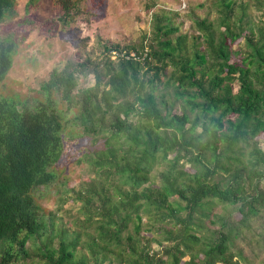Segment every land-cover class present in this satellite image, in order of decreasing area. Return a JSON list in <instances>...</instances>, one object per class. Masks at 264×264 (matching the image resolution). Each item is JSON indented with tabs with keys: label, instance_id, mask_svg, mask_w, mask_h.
<instances>
[{
	"label": "trees",
	"instance_id": "16d2710c",
	"mask_svg": "<svg viewBox=\"0 0 264 264\" xmlns=\"http://www.w3.org/2000/svg\"><path fill=\"white\" fill-rule=\"evenodd\" d=\"M56 1L64 22L76 3ZM211 5L213 20L189 14L193 35L155 13L137 49L66 61L30 105L0 95V264H252L238 242L264 209V22L249 14L264 0ZM15 48L0 38V83ZM72 157L88 167L76 187L58 174Z\"/></svg>",
	"mask_w": 264,
	"mask_h": 264
},
{
	"label": "rangeland",
	"instance_id": "374dc122",
	"mask_svg": "<svg viewBox=\"0 0 264 264\" xmlns=\"http://www.w3.org/2000/svg\"><path fill=\"white\" fill-rule=\"evenodd\" d=\"M72 1L76 3V8L73 7L71 17H64L63 22V10L56 0H15L13 17L0 23V38L8 37L16 42L12 66L0 83L1 96H12L21 103L27 101L30 105L34 98H40V84L47 81L54 68H62L66 61L83 59L85 56L99 59L105 54L113 60L114 53L115 57L122 56L127 48L137 49L143 36L148 38L150 35L151 17L155 13L169 17L173 26L179 28L172 37L178 34H195L189 14L207 17L209 20L216 17L211 5L213 0ZM249 10L251 20L255 24L264 22L263 11L255 8ZM144 43L148 44L147 41ZM83 81H79L80 85ZM91 82L90 79L87 83ZM253 141L264 150V132ZM77 145H81V151L88 146L90 149H93L91 146H97L89 144L88 139ZM66 151L67 158L77 156V152L69 147ZM72 159L73 157L58 166L59 177L61 178L62 174L68 178V187H76L81 180L89 178L88 167L75 161L71 162ZM261 187L264 190V180L261 181ZM39 192L35 194V198L41 208L46 211L55 210V199H46V190ZM77 210V204L66 202L60 217L65 221L72 219ZM233 214V218L238 215ZM251 225L252 233H246L244 240H239L238 246L244 255L250 258L252 264H259L262 255L255 239L258 234H264V209L251 219ZM151 246L157 249L154 244ZM26 262L24 264H28Z\"/></svg>",
	"mask_w": 264,
	"mask_h": 264
},
{
	"label": "built area",
	"instance_id": "2783aa9c",
	"mask_svg": "<svg viewBox=\"0 0 264 264\" xmlns=\"http://www.w3.org/2000/svg\"><path fill=\"white\" fill-rule=\"evenodd\" d=\"M112 53H114V52H112ZM115 54H116V53H114V58H115Z\"/></svg>",
	"mask_w": 264,
	"mask_h": 264
},
{
	"label": "bare ground",
	"instance_id": "6f19581e",
	"mask_svg": "<svg viewBox=\"0 0 264 264\" xmlns=\"http://www.w3.org/2000/svg\"><path fill=\"white\" fill-rule=\"evenodd\" d=\"M125 59V58H124ZM9 75V74H8Z\"/></svg>",
	"mask_w": 264,
	"mask_h": 264
}]
</instances>
